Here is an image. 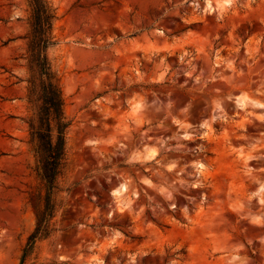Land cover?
Returning <instances> with one entry per match:
<instances>
[{
  "label": "rangeland",
  "instance_id": "obj_1",
  "mask_svg": "<svg viewBox=\"0 0 264 264\" xmlns=\"http://www.w3.org/2000/svg\"><path fill=\"white\" fill-rule=\"evenodd\" d=\"M69 122L50 235L27 0H0V264H264V0H48Z\"/></svg>",
  "mask_w": 264,
  "mask_h": 264
},
{
  "label": "trees",
  "instance_id": "obj_2",
  "mask_svg": "<svg viewBox=\"0 0 264 264\" xmlns=\"http://www.w3.org/2000/svg\"><path fill=\"white\" fill-rule=\"evenodd\" d=\"M30 8L26 39L28 77L26 100L32 108L27 120L29 141L35 156V176L39 194H30L29 203L35 213V226L28 236L22 258L32 253L37 242L52 232L56 205L54 195L64 166L65 134L69 122L64 116V100L58 79L47 57L54 45L52 36L56 14L48 0H27Z\"/></svg>",
  "mask_w": 264,
  "mask_h": 264
}]
</instances>
